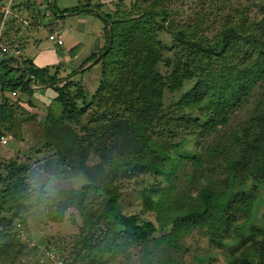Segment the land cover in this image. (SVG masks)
Wrapping results in <instances>:
<instances>
[{
	"label": "trees",
	"instance_id": "1",
	"mask_svg": "<svg viewBox=\"0 0 264 264\" xmlns=\"http://www.w3.org/2000/svg\"><path fill=\"white\" fill-rule=\"evenodd\" d=\"M41 4L61 23L66 13L89 7L102 18L106 41L102 50L60 78L56 72L50 75L47 66L39 67L20 54L25 42L16 41L18 27L11 29L14 26L10 24L16 21L14 12L6 20L4 9L0 10V25H5L0 45L9 47L0 46V136L14 140L16 153H21L27 124L40 123L38 139L53 154L49 152L48 163L55 160L85 181L51 195L43 184L29 179L28 172L38 167V159L23 154L0 160V264L20 263L24 252L38 250L37 245L20 239L27 234L29 219L36 218L41 224L62 222L70 209L77 211L81 226L71 247H62L64 263L123 264L131 247L146 241L157 228L136 214L120 211L123 193L115 181L118 168L128 179L135 173L151 171L165 177L168 195L175 189L171 183L178 162L172 161L177 157L154 139L161 120L196 138L203 152L192 156L195 168L200 170L203 162L211 164L216 158L195 195L169 198L170 204L176 202L177 208L185 211L165 234L169 248H178L182 234L202 227L212 244L231 246L226 257L229 264H264V207L260 216L254 215L261 190L257 185L241 188L250 181L264 183V3L258 9L259 17L249 18L243 11L238 18L227 16L220 32L211 39L203 34L207 12L180 22L173 19L176 11L172 0H116L109 5L77 0L62 9L56 0H22L18 8L34 9L37 19ZM54 23L44 26L48 34L62 30L61 23ZM161 33L172 40L167 50L174 51L167 57L157 49ZM98 54L100 58L94 60ZM98 62L102 80L91 99L85 101L81 85L72 77L79 68ZM160 62L171 69L168 75L156 69ZM194 79L196 84L180 95L174 107L164 105L166 91H181ZM32 81L47 85L55 93L39 122L22 104L26 95L27 104L33 105ZM255 85L259 101L247 121L240 129L222 132L221 140L209 144L211 134L226 126L229 112L251 94ZM43 86L41 91L46 89ZM55 103L60 106L56 114ZM67 126L78 130L75 154L62 151ZM90 153L99 157L94 165L87 163ZM143 205L153 209L154 201L144 196ZM71 220L75 223V216ZM62 242L54 246L59 249ZM48 244L53 245L51 240ZM171 263L177 264L162 262Z\"/></svg>",
	"mask_w": 264,
	"mask_h": 264
},
{
	"label": "rangeland",
	"instance_id": "2",
	"mask_svg": "<svg viewBox=\"0 0 264 264\" xmlns=\"http://www.w3.org/2000/svg\"><path fill=\"white\" fill-rule=\"evenodd\" d=\"M21 2L22 0H0V5H2L0 6V10L4 9V17L6 20L8 19V15H10L12 11L14 12V20L16 19V21L10 24L14 26V28L11 29L14 31L15 27H18L19 33H16L18 35L17 37L21 35L25 40L27 39L28 48L32 46L31 49L35 51L34 43L36 41L47 43L46 35H48V32L44 27L40 29L33 28L36 26L35 23L38 17L36 19L34 9L28 11L23 5L18 8ZM75 2H77V0H56V6L58 9H62L73 6ZM126 2L128 3V1ZM32 3L30 2V5H32ZM263 3L264 0H172L173 9L176 11L173 19L182 22L189 18H195L198 13L207 12L208 16L203 34L208 39H211L213 35L220 32L227 16L238 18L240 11H243L247 13L249 18L255 16L259 17L258 9ZM40 7V10H48L43 4L40 5ZM75 15L76 14H71L66 17L64 29L66 33H72L74 36L78 37L82 43L74 50L76 58L72 61L74 66L78 68V65H81L84 59L90 55L87 50V44H89L92 39L93 33L97 28L96 26L100 23L104 26V22L101 17H98L94 13L82 14L78 17ZM50 18H52V16H50ZM50 18L47 16L43 21H47L46 19L49 20ZM70 22H72L73 25L71 29L68 30L70 28ZM2 27H5L3 23L0 25V33L3 32ZM104 35L105 33L103 30V44L99 51L103 49L106 41ZM64 36L66 38V34ZM159 37L161 43L158 44L157 49L161 51L163 57L170 56L174 51L167 50L168 46L171 45V37L167 33H161ZM16 41L19 42V39ZM0 46L1 48L9 50V47L6 45L1 44ZM31 49L24 50L23 54L30 56ZM98 56H100V54L96 55L94 60ZM156 69L163 75H168L171 70L169 67L164 66L162 62L156 65ZM101 71L102 66L101 63L98 62L87 68H79L73 76L74 81L79 83L84 91L85 97L83 99L85 101L91 99L92 93L100 84L102 80ZM196 82L197 79L186 82L183 89L175 93L166 91L163 100L164 105L174 107L180 95L189 90ZM42 86L43 85H36L37 89L42 88ZM36 91L39 92L41 90ZM45 91L53 93L48 89ZM257 91L258 87L255 85L251 94L246 96L238 107L229 112L226 126H219L217 130L211 134L212 136L208 138L209 144H214L216 141L221 140L222 132L227 134L229 130L240 129L242 127L255 109L254 105L259 101ZM22 97L24 108L32 110L28 107L27 102H25L29 96L23 95ZM31 98L34 102L32 106L36 104L38 107L32 110L34 113L33 115L37 117L38 122L42 121L46 114V104L48 100L43 97L40 101H44V103H41L38 102L39 99L37 100L33 95ZM53 109L56 114L60 111V106L55 103ZM38 124L40 123L27 124L25 129L27 136L24 137L26 145H20L21 153H16L18 151L17 143L8 136H5L9 139H7V144L5 145L0 143V160L14 158L17 155L23 157V154L31 155L34 160L38 159V167L32 168L28 172L29 179L43 184L46 191L51 195L58 194L60 188L80 186L84 183L85 179L76 178L74 173L60 166L55 160H50L48 163L47 159H49L48 156L51 151L46 150L43 141L38 139V135L40 134V127ZM33 126L36 128H33ZM158 127L160 128L157 130V135H154V139L177 157V159L172 161L173 164L178 162L176 173L171 183L175 189L168 195L165 188H167L169 183L165 177L156 176V174L151 171L135 173L128 179L120 174L121 172L118 168L115 181L119 190L123 193L120 199V211L125 214H136L140 220H149L153 222L157 228L146 241L131 247L126 257L127 260H125L123 264H162V262L167 260H172L177 264H229L226 257L229 254V248L231 246L223 247L212 244L209 236L205 234L206 232L202 227H194L190 232L182 234L181 237L178 238V248H169L170 246L167 245L165 234L170 231L173 221L178 216L185 213L183 209L177 208L176 202L170 204L169 198L172 200L180 195H195L198 187L202 183V176L208 173V167L212 166V164H216V158L212 159L211 164L203 162L204 168L200 170L199 167L195 168L192 156L197 152H203V150L201 151L200 147L196 145V138L187 132L180 131L176 128L174 123H168L164 120H161ZM77 136V127H66L61 142L62 151L64 153L75 154L79 145ZM171 144H178V147L174 148ZM19 161H21V158ZM98 161V156L92 153L88 155L87 163L89 165H94ZM209 175L213 177L211 173H209ZM253 185H257L261 190V197L254 208V215L260 216L264 207V183L250 181L248 185L242 186L241 188H251ZM147 195L154 201L153 209H148L143 205V197ZM72 216H75V223L71 220ZM80 226V217H78V213L75 209H70L65 212L62 222L50 221L47 224H41L36 218L29 219L26 228L27 234L20 236V239L22 241H28L31 245H37L39 248L34 253L24 252L19 259L21 260L20 263L12 261L11 264H65L63 261L65 255H61V253H63L62 247H64L63 245H65L67 249L71 247L77 235H80ZM81 235H83L82 232ZM48 240H51L53 245H49ZM58 242H62V246H60L59 249L54 246Z\"/></svg>",
	"mask_w": 264,
	"mask_h": 264
},
{
	"label": "crops",
	"instance_id": "3",
	"mask_svg": "<svg viewBox=\"0 0 264 264\" xmlns=\"http://www.w3.org/2000/svg\"><path fill=\"white\" fill-rule=\"evenodd\" d=\"M95 1L96 2H102V3H105L106 5H109L110 2L116 1V0H95ZM75 4H76V2L74 3V5ZM38 13H37L38 14V19H37V24L38 25L35 24L36 26L33 27L34 29H40V28L44 27L46 24H48L51 21L55 22L56 24H60L61 23L60 19H58L55 16L51 15L46 10H41ZM89 13L93 14V12L90 11L89 7L81 8L79 11H76V12H73V13H66V16H65V18L63 20V23H61L62 26H63L62 30H60V31L54 30L53 31V32H57L61 36V38L63 40V43L60 44V45H58L57 43H54L53 41H50L48 39V35H46L47 43L40 42V41L37 42L36 41L34 43L35 51H33V49H31L32 46H30L28 48L27 39L25 40L21 35H19V37H17V39H19V42H25L20 54H22V55L26 56L27 58H29L31 61H33V63L35 65H37L39 67L47 66L48 69H49V74L50 75H53L56 72L57 77L61 78V77L65 76L72 69L77 68V66H74V64L72 62L74 60V58H76V54L74 53V50L82 44L78 37L74 36L72 33H66V31L64 29L65 28V20L67 19L66 17L70 16L71 14H76L75 16L78 17V16H80L82 14H89ZM47 16H49V18H50V16H52V18H50L49 20L46 19L47 21H43L45 18H47ZM69 25H70V28L68 30L71 29V26L73 25V23L70 22ZM96 27H95L96 31H94L92 39L90 37L91 40H90L89 44H87V50H88V52L90 54L99 52V49H100V47L103 44V41H102L103 25L100 23ZM76 30H78V29H76ZM65 34H66V38L64 36ZM26 49H31L32 50L30 52V54H29L30 56H27L26 54H23V51L24 50L26 51ZM13 52L15 54H19V52H17V51H13ZM72 79H73V77H72ZM37 87H39V86H37ZM37 87L36 86L34 87V89L36 88L35 91L33 92L34 98L36 97L37 100L39 99L38 102L44 103V101H40V99L45 97V99L48 100L47 104H49L50 99L52 97H54L55 93L51 89H49L47 87V85L43 86L44 88L46 87L45 90H47V89L51 90L54 94L50 93L49 91L46 92L45 90L37 92L36 90H40V89H37ZM22 103H24V102L22 101ZM47 104H46V110H47ZM28 107H30L32 110L35 109V108H38L36 106V104H35V106H29L28 105ZM25 110H26V112L29 115L30 114H34L32 110H27V109H25ZM34 118L36 120H38L37 117H34ZM25 136H27V133H25L24 137ZM24 145H26V144L25 143L22 144V146H24Z\"/></svg>",
	"mask_w": 264,
	"mask_h": 264
},
{
	"label": "built area",
	"instance_id": "4",
	"mask_svg": "<svg viewBox=\"0 0 264 264\" xmlns=\"http://www.w3.org/2000/svg\"><path fill=\"white\" fill-rule=\"evenodd\" d=\"M48 39L50 41H53L54 43H57L58 45L63 43V40L61 36L57 32H52L48 34ZM32 87H35L36 85L33 84V81L30 83ZM14 94V92H12ZM7 142V139L5 136H0V143L5 144Z\"/></svg>",
	"mask_w": 264,
	"mask_h": 264
},
{
	"label": "water",
	"instance_id": "5",
	"mask_svg": "<svg viewBox=\"0 0 264 264\" xmlns=\"http://www.w3.org/2000/svg\"><path fill=\"white\" fill-rule=\"evenodd\" d=\"M108 26H109V30H110V26H111V24L109 23ZM99 58H100V56L96 57L95 60H98ZM88 232H89V231H88Z\"/></svg>",
	"mask_w": 264,
	"mask_h": 264
}]
</instances>
